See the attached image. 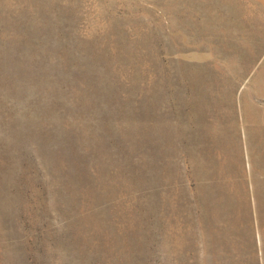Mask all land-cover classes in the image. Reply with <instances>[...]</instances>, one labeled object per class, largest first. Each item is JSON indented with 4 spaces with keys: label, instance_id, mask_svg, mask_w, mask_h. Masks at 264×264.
I'll list each match as a JSON object with an SVG mask.
<instances>
[{
    "label": "rangeland",
    "instance_id": "1",
    "mask_svg": "<svg viewBox=\"0 0 264 264\" xmlns=\"http://www.w3.org/2000/svg\"><path fill=\"white\" fill-rule=\"evenodd\" d=\"M0 264H264V0H0Z\"/></svg>",
    "mask_w": 264,
    "mask_h": 264
}]
</instances>
